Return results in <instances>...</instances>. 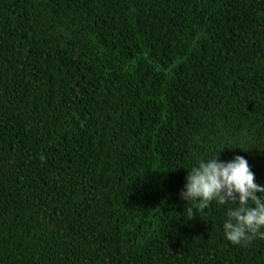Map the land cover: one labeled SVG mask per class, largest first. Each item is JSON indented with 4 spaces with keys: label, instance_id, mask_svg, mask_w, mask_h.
<instances>
[{
    "label": "trees",
    "instance_id": "obj_1",
    "mask_svg": "<svg viewBox=\"0 0 264 264\" xmlns=\"http://www.w3.org/2000/svg\"><path fill=\"white\" fill-rule=\"evenodd\" d=\"M224 146L264 185V0H0V264H264L178 199Z\"/></svg>",
    "mask_w": 264,
    "mask_h": 264
},
{
    "label": "clouds",
    "instance_id": "obj_2",
    "mask_svg": "<svg viewBox=\"0 0 264 264\" xmlns=\"http://www.w3.org/2000/svg\"><path fill=\"white\" fill-rule=\"evenodd\" d=\"M225 147L186 170L178 199L189 208L201 210L213 200L220 205L230 203L232 207L223 222L225 238L233 244L257 237L264 239V199L258 195L264 193V185L256 182L245 157L235 155L227 161L219 159Z\"/></svg>",
    "mask_w": 264,
    "mask_h": 264
}]
</instances>
